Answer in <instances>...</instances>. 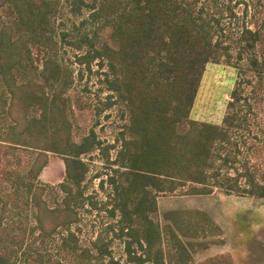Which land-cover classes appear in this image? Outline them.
Masks as SVG:
<instances>
[{
	"label": "trees",
	"instance_id": "obj_1",
	"mask_svg": "<svg viewBox=\"0 0 264 264\" xmlns=\"http://www.w3.org/2000/svg\"><path fill=\"white\" fill-rule=\"evenodd\" d=\"M57 2L0 0V6L13 16L0 30V79L9 94L7 114L16 123L10 125L7 138L17 143L22 133H27L44 143L36 146L41 153L30 170L32 177L36 178L46 165L47 152L63 160L65 177L59 185L64 197L60 204L47 209L39 197L40 186L32 199L40 221L47 214L48 225L64 226L70 238L74 236L70 226L78 221L77 207L81 205L76 199L82 197L88 171L81 156L103 148L93 133L79 142L70 139L66 101L61 94L72 77L51 50L56 43L52 20ZM70 5L77 12L81 6L87 7L93 22L87 25L84 18L72 23L59 31L60 37L71 47L83 49L75 56L78 64L89 66L98 60L106 66L108 89L128 105L131 116L130 134L126 137L122 133L121 146L113 160L122 168L118 173L122 180L109 176L113 196L109 212L112 216L118 212L119 233L130 237L125 245L129 261L135 259L140 264L152 259L147 248L155 235L149 217L156 211L153 189L172 191L191 182L195 185L188 191L207 194L212 191L210 185L216 183L226 194L264 198V176L259 178L251 168H233L235 155L222 152L223 145L235 144L229 126L236 123L234 104L240 101L236 87L228 101L232 113L224 115L221 124L188 118L204 65L231 57L228 47L213 36V23L219 22L213 15L207 18L202 9L194 10L186 0H70ZM256 37L255 31L244 28L239 38L244 42L241 51L250 52ZM32 47L43 52L42 68L38 70L42 82L29 78L16 83L17 75L25 74L32 66ZM246 59L250 69L261 74L262 63L254 55H246ZM27 111L34 112L28 120ZM223 168L227 171L221 173ZM231 168L233 173L228 171ZM102 183L100 180V187ZM132 241L144 249L143 256L132 254ZM93 245L97 254L92 257L100 264H121L113 259L104 242ZM88 255L85 250L81 257L88 259ZM104 256L107 261L102 260Z\"/></svg>",
	"mask_w": 264,
	"mask_h": 264
},
{
	"label": "rangeland",
	"instance_id": "obj_2",
	"mask_svg": "<svg viewBox=\"0 0 264 264\" xmlns=\"http://www.w3.org/2000/svg\"><path fill=\"white\" fill-rule=\"evenodd\" d=\"M186 1L194 10L202 9V15L207 18L213 15L219 21L218 24L213 23V36L222 41L231 53L230 58L204 65L188 118L221 124L223 116L232 113L228 101L232 100L230 93L236 87L240 101L234 104L233 122L236 123L229 126L235 144L223 145L222 152L229 151L235 155L233 168H251L262 178L264 0ZM56 7L57 13L52 20L56 43L51 50L72 77L61 94L66 101L65 117L70 139L79 142L93 133L95 139L100 140L103 150L99 152L94 148L81 156L88 171L82 183V197L76 199L81 201L77 207L78 221L70 226L74 236L69 238L64 226L48 225L47 214L40 221L32 199L33 192L40 186L39 197L47 209L60 204L64 197L59 185L65 177L63 160L60 155L47 152L46 165L36 178L32 177L30 170L41 153L36 146L41 147L40 144L44 143H39V137L27 133L21 135V140H26V143L21 140L15 143L7 138V133L11 132L10 125L15 126L16 123L13 116L7 114L9 94L0 79V263L100 264L92 257L97 254L93 243L104 242L114 260L121 264H139L135 259L129 261L125 245L130 237L119 233L118 212L114 216L109 212L113 204L109 176L122 180V176L118 175L122 168L113 160L121 146L122 133L126 137L130 134L128 105L108 89L106 66L98 60L91 61L89 66L78 64L75 56L83 53V49L71 47L59 35V31L84 18L88 21L87 25H91L90 11L85 6H81L78 12L72 11L70 0H58ZM8 11L0 6V30L8 19L13 18ZM244 28L255 31L257 35L250 52L240 49L244 42L239 38ZM31 50L32 66L25 74L17 75L16 83H24L29 78L32 82H42L38 78V70L42 68L43 52L35 47ZM47 51L50 49L47 48ZM249 54L262 63L261 74L250 69L246 59ZM33 114V111L28 112L26 119ZM223 171L227 168H223L221 173ZM228 171L234 172L232 168ZM100 180H103L102 187L99 186ZM214 184L210 185L212 191L207 194L188 191L190 186L195 185L191 182L172 191L153 189L156 211L149 217L155 235L153 243L147 248L152 259L140 264H154L155 261V264H264V198L226 194ZM85 250L89 251L88 259L81 257ZM131 251L134 255L145 252L134 241L131 242ZM156 251L159 254H154ZM107 259L104 256L102 260Z\"/></svg>",
	"mask_w": 264,
	"mask_h": 264
}]
</instances>
